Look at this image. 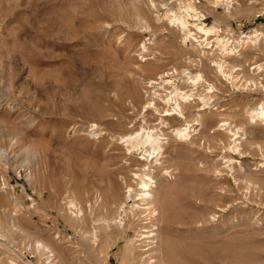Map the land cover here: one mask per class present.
<instances>
[{
	"label": "rangeland",
	"instance_id": "374dc122",
	"mask_svg": "<svg viewBox=\"0 0 264 264\" xmlns=\"http://www.w3.org/2000/svg\"><path fill=\"white\" fill-rule=\"evenodd\" d=\"M186 1L0 0V264H45L34 240L52 264H264V118L249 114L264 102V0H193L232 55L182 39L164 12L188 17ZM173 87L192 96L177 97L185 119L160 116ZM135 173L155 181L156 226Z\"/></svg>",
	"mask_w": 264,
	"mask_h": 264
},
{
	"label": "bare ground",
	"instance_id": "6f19581e",
	"mask_svg": "<svg viewBox=\"0 0 264 264\" xmlns=\"http://www.w3.org/2000/svg\"><path fill=\"white\" fill-rule=\"evenodd\" d=\"M196 1H198V0H196ZM218 0H215V2H217ZM227 1V6H228V4H229V1L228 0H226ZM218 3V2H217ZM217 3H215V4H217ZM226 3V2H225ZM185 7H184V11L185 12H187V15H188V17H186V16H184L183 14L181 15L180 13V15H178V14H176L175 12H173L172 10H170V11H168V12H164V16H166L167 18H168V20L169 21H171V22H175V21H177L176 23H178L179 25H180V27H181V32H182V34H184L183 35V37H182V39H184V40H187L186 38L187 37H193L194 39H195V41L197 42V44L199 45V47L202 49V48H206V49H209V48H212V49H215L216 47H218L219 46V48H220V50H224L222 53H224L225 55H232V54H234V52H236L237 50V48L235 49L234 48V46L233 45H231L230 44V41H229V39H227L226 37H219V32H220V29H217V28H215V27H213V26H206V24H205V16H204V13H202L200 10H197L196 9V7H195V5L193 4V0H187L184 4H183ZM162 8H166V6H165V4H163V6H161ZM168 10H169V8H167ZM183 10V9H182ZM227 11H228V9H226ZM191 17V18H190ZM197 20V21H196ZM193 21H195V22H193ZM170 22V23H171ZM171 24H173V23H171ZM194 27L195 28V30L197 31V32H202V34H206V37H207V35L208 34H216V36L214 37V39H213V37L211 38V37H209V39H212V40H215V45L214 44H212V43H210L212 40H206L207 38H203V39H197L196 37L197 36H195V35H193V34H195L194 32H192V31H190V28L189 27ZM255 31H257V30H253V32H255ZM249 33H247V34H244V35H242L241 36V38H243V39H241V38H239V40H245L246 38H248L249 37ZM254 35L256 36L257 34H255L254 33ZM253 36V35H252ZM247 41H249V42H255L256 40H247ZM246 42V41H245ZM213 43H214V41H213ZM235 49V50H234ZM203 51V50H202ZM205 52V51H204ZM215 67H216V70L219 72V74L220 75H222V76H224V77H226V78H230L232 81H236L237 80V77H236V75L234 74V70H241V68L240 67H236V68H233L232 69V71L230 72H228V71H226V66H227V64L224 62V60H220V61H215V62H213L212 63ZM257 68V70L259 69H262V67H263V65L261 64V63H258V64H256V65H250L249 66V69H253V68ZM187 74L189 73V71H185ZM186 74V75H187ZM190 74V73H189ZM189 76H191V75H189ZM189 76H187V77H189ZM190 78V77H189ZM189 78H187V79H189ZM203 78H202V74L200 73V72H196V73H194L193 75H192V77H191V80H190V82L192 81V83L194 82V83H196V82H198L199 80H202ZM153 82V81H152ZM168 82H169V80H168ZM168 82H167V84H168ZM188 82H189V80H188ZM193 83V85H195ZM150 84V83H149ZM148 84V85H149ZM170 84V83H169ZM197 84V83H196ZM208 85V84H207ZM192 87H194V86H192ZM208 88V92L209 91H212V86L210 85H208L207 86ZM174 88V87H173ZM175 89V88H174ZM172 89V91H174V93H173V95H169V93L170 92H168V95L169 96H167L165 99H164V102L166 103V104H168L170 107H169V109L168 108H166L164 111H166V112H164V114H160V116H162V115H167V116H172V115H174V116H176V117H178V118H181V119H185V115H184V112H183V110H182V107H181V103L179 102V100L177 99V97H179L181 100H182V102H184L185 100H187L188 99V97H189V95L191 96V94L189 93V94H183V93H181V91H179L178 89ZM183 92V91H182ZM172 93H170V94H172ZM193 93V92H192ZM155 94V93H154ZM194 94V93H193ZM156 95V94H155ZM153 96V95H152ZM157 96V95H156ZM198 96V98L200 99V101H201V103H202V105H205L206 104V100H208V99H206L207 97H205V96H201V95H197ZM192 97V96H191ZM195 97V96H194ZM164 98V97H163ZM196 99V98H195ZM199 101V100H198ZM193 102H195V101H193ZM152 103V102H151ZM152 105V104H151ZM145 106V105H144ZM143 106V107H144ZM148 106H150L149 104H146V107H148ZM208 106V105H207ZM153 107H154V105H153ZM152 107V108H153ZM150 108V107H149ZM144 109V108H143ZM154 109L156 110V108L154 107ZM196 109V108H195ZM204 109V107L202 106L201 107V105H200V108H197L196 109V111H201V110H203ZM158 110V109H157ZM155 112V111H154ZM251 116H254V117H256V118H262V120H263V118H264V102H262V103H260V105L259 106H256V107H254L251 111H250V113H249ZM199 115H200V113H196V115H195V117L192 119V123L190 122V121H185V122H183L184 123V125H182V126H180V127H176V128H174L171 132L173 133V135H176V136H179L180 138L181 137H187L189 134H188V132H189V130H191L190 129V127H191V125L194 123V124H198L199 122H198V117H199ZM163 117V116H162ZM253 118V117H252ZM254 119V118H253ZM162 120V119H161ZM164 120V119H163ZM162 123H163V121H161ZM161 123V124H162ZM165 123V122H164ZM166 124V123H165ZM227 123H220L219 124V126H223V125H226ZM229 125V124H228ZM152 126V125H151ZM218 126V127H219ZM230 129V133L232 134V135H234V137L232 138V140H233V144H232V146L236 149L237 148V142H236V137H238L239 136V128H235L234 127V129H232L231 130V128L232 127H229ZM144 129V128H143ZM193 130V129H192ZM144 131V130H143ZM153 130H147L146 129V134L143 136V135H141V136H143L141 139H142V143H146L148 146H149V148H150V151L148 152V155H150V154H155V156L156 157H160L161 156V154H162V146H161V143H163L164 141H163V139H162V137H160V136H157L156 134H154L153 132H152ZM161 132V131H160ZM144 133V132H143ZM139 135V132L138 133H132V134H128V135H126V136H121L119 139H120V142H126V143H128L129 145H130V147H131V149H132V147H134L135 145H136V139L140 136ZM162 135V134H161ZM175 136V137H176ZM160 137V138H159ZM178 137V138H179ZM243 138V137H242ZM162 139V140H161ZM138 140V139H137ZM161 141H163V142H161ZM140 142V141H139ZM138 143V142H137ZM139 144H141V143H139ZM145 145V144H144ZM146 146V145H145ZM139 147V146H138ZM142 147H144V146H142ZM147 147V146H146ZM137 148V147H136ZM136 148H135V150H136ZM143 149H145V148H143ZM146 149H148V148H146ZM238 149V148H237ZM149 150V149H148ZM147 150V151H148ZM143 151H146V150H143ZM263 154V153H262ZM152 155H150V156H152ZM264 155V154H263ZM154 156V155H153ZM6 157V152H5V150L4 149H0V159L1 158H5ZM149 157V156H148ZM152 158V157H151ZM24 161L26 162V161H28V158L25 156L24 157ZM154 161V160H153ZM158 166V165H157ZM168 174V173H167ZM135 178H138V184H139V189H141V191H142V195H141V199L143 198V200L146 202V204H147V209H148V211H149V213H151L150 214V221H151V226H156L155 225V223H156V221H157V219H158V214H159V212H158V208L159 207H157L156 206V203H155V198H154V194L152 193V189L155 187V181L154 180H152L151 179V177L149 176V175H143V176H140L139 177V175L138 174H136L135 173ZM137 184V185H138ZM137 187V188H138ZM133 191V188L131 187V186H129L128 188H126V198L127 197H130V195H131V192ZM69 204V206H72V207H75V208H77V212L75 213V215H76V217H78V216H80L81 214H82V210H81V208H78V207H76V205L72 202V200H70L69 202H68ZM120 206H121V204H120ZM163 207H165V205L163 206ZM121 210V209H120ZM119 211V210H118ZM89 214H92V210H91V208H89ZM118 214V213H117ZM114 218H117V220L116 219H114ZM113 219H114V221L113 222H115V223H117L118 224V226L120 225H122V217L121 216H118V215H116V216H113ZM12 222V221H11ZM109 222V221H108ZM124 222V221H123ZM13 223H11V225H12ZM107 224V223H106ZM154 229H156V227H154ZM151 235H153L152 233H150V235L149 236H151ZM96 239V236H95V234L93 233L92 234V241L93 240H95ZM33 247L35 248V249H37V250H41V251H43L44 252V257H43V261H44V263L45 264H52L53 262H52V253H51V251L48 249V247L45 245V244H43L41 241H39V240H34V243H33ZM28 264H31V263H28Z\"/></svg>",
	"mask_w": 264,
	"mask_h": 264
}]
</instances>
